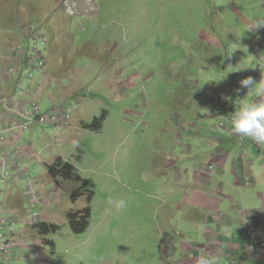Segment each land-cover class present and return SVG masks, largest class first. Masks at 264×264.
Listing matches in <instances>:
<instances>
[{"label": "rangeland", "instance_id": "1", "mask_svg": "<svg viewBox=\"0 0 264 264\" xmlns=\"http://www.w3.org/2000/svg\"><path fill=\"white\" fill-rule=\"evenodd\" d=\"M254 16L264 17V0H0V82L6 74L7 49L18 41L26 46L29 57L38 49L49 58L47 77H52V88L58 87L54 79L66 76L64 86H70L63 93L80 88L88 98V104L81 107L77 103L81 94L54 103V107L73 103L76 108L69 124L61 129L32 122L21 135L19 151L25 157L20 171L29 169L25 176L20 173L14 177L11 172L7 182L0 171V187L7 189V194L16 181L14 196L28 191L30 182L37 179L44 196L53 195L49 209L44 212L37 206L31 210L26 198L20 207L28 210L27 215L35 212L38 221L43 219L40 223L61 227L37 241L38 247L43 246L41 253L35 252L37 261L29 260L26 249L14 248L12 264H197V257L205 254L216 255L220 264L247 263L232 255L228 258L227 246L213 249L212 242L192 229L190 224L195 221L187 222L188 217H184L188 200L183 198L179 204L183 185L175 179H167L165 184L164 174L172 166L158 167L163 161L160 154L169 150L184 167L191 168L194 162L199 166L206 149L202 142L220 136L224 130L218 127L208 137L194 136L201 146L190 143L186 149L178 144L184 134L177 122L181 127L194 120L206 126L213 124L210 117L216 98L221 97L229 106L232 98L239 106L237 95L241 91L245 99H259L246 97L247 89L240 84L249 76L257 82L264 78L260 77L264 66L258 67L254 58L264 55V28L241 38L238 35V29ZM38 33L47 40V48L40 46V40L36 42ZM221 41L228 46L221 48ZM33 66V72L21 68V76L13 78L20 85L10 86L15 92L2 91L5 99L11 94L19 97L20 87L37 95L36 87L43 86L45 79L38 70V59ZM238 68L246 70L236 71ZM31 74L35 75L32 80L28 77ZM48 94L46 89L44 97L37 96L42 115L52 107ZM8 119L9 127L11 119L20 117L9 113ZM217 123L215 120L212 127ZM102 124L103 132L90 130ZM175 133L180 134L177 139ZM214 141L225 143L219 145L221 156L227 151L231 155H226V162L210 178L197 182L199 185L202 181L205 188L210 185L211 190L225 194L234 191L233 185L251 187V179L235 184L231 170L238 171L240 161L255 158L249 165L255 186H264V144L235 142L226 134ZM197 148L193 162L192 152ZM245 149L249 154L240 158ZM8 152L13 155L12 150ZM250 152H261V158ZM59 158L90 183L89 191L94 193L91 202L90 192L77 201L71 199V191L81 185L56 188L48 172ZM168 186L174 191L169 193ZM59 195L62 200L55 204ZM90 207L88 230L79 233L68 218L77 214L81 219L89 214ZM195 211L198 209L189 207L187 216ZM32 234L29 232L28 239H39L36 232ZM242 238L246 247L247 239ZM200 244L205 247L203 251L197 247ZM189 250L188 256L183 253Z\"/></svg>", "mask_w": 264, "mask_h": 264}, {"label": "crops", "instance_id": "2", "mask_svg": "<svg viewBox=\"0 0 264 264\" xmlns=\"http://www.w3.org/2000/svg\"><path fill=\"white\" fill-rule=\"evenodd\" d=\"M65 77L66 76L62 77L60 80L53 78L55 81L58 82L57 90L52 88V84L50 83L51 80L49 78H48V80H46L47 78L46 79L43 78V79H45L44 85L43 86L39 85L38 87H36L35 93L37 95L34 96L28 92H25L24 95H30V96H34V97H36V96L44 97L45 93H46V89H48L49 94L47 97H48V99L51 103V106H52L50 111H52L53 108L55 109V107H54L55 102L60 101L62 103L64 101H67L68 98L75 99V97L78 94H81V97L78 100V104H79L78 106L81 107L82 104H88V102H87L88 98H86V96H85L86 92L84 90H81L80 88H79V91H78V89H76V90L72 89L70 91V93H63V91L70 86V84L68 85V87L64 86L63 78H65ZM260 77H264V75H260ZM15 83L16 82L14 80H8L4 77V79L1 80V82H0V89H1V91H9L8 93H10L11 91H15L14 88H13V90H11V88H10V86L12 84H15ZM6 85L8 87H6ZM58 88H60V89H58ZM54 96H56L58 99H55ZM91 96H95V95L91 94L90 97ZM50 111H48V112H50ZM74 122L76 123L77 121L75 120ZM81 122L84 124L83 120ZM85 122L87 123V117H86ZM77 130L79 131V128ZM103 130H104V128H103ZM103 130L101 132H103ZM234 139H236V138H234ZM184 142L186 143L184 145V147L186 149H188L189 143L187 142V140H184ZM218 143H219L218 141L215 142L213 140H209V142L204 146L206 149L201 153L202 158L204 159V162L202 164L207 163L210 159H212L214 157H217L216 161H217V164L219 166L223 165L226 162L225 157H222V156L218 157V155L222 152L219 149ZM191 144L194 145L195 143L191 142ZM233 145H236V144H233ZM8 149H10V148H8ZM198 149L199 148L194 149V151L192 152L191 157H192L193 162L195 161V159L197 157L196 152L198 151ZM248 151H250V150L245 149L238 156L240 158H243V157H245V155L249 154ZM171 153L172 152L169 150V151L164 152L162 155L160 154V156L163 157V161H162V165H160V167H158V168L167 169L165 167L166 162L177 156V155H171ZM251 153L255 154V152H250V154ZM226 154L231 155L230 152H228V151ZM255 155L257 158L258 157L261 158V152H258ZM255 160H256L255 158H252V160L247 159L245 161H240L238 163V171H236L234 169L231 170V176L234 174L235 176H237L238 180H240V181L249 177L253 182V185L251 187L242 188L240 186H234L233 185V186H230V187L234 188L233 192L228 193V194L226 193V195H218V196H223L224 198L228 199L229 201L234 200L233 197L229 196V195H233L237 202L242 203V209H241V211H239V217H234V218L230 217V216L235 215L234 211L229 209L228 204L225 203L224 201H222L221 199H219L217 195L216 196L218 199L213 196V193H212L213 189L211 190L209 184H208L209 187L205 188L202 181H201L200 185H199V183H197L200 180H202L203 178H207V177H204L200 174L201 167L198 166L196 168V172H194L192 175V177H195L196 175H198L197 179L195 180L194 178L191 177V174H192L191 170L195 169V167L197 165L195 162H194L193 167H191V168L185 167L187 169L186 172L188 175H186V173H185V175L182 174L179 178L178 170L172 169V168H171L170 172H169V170H167L166 173L164 174L166 177L165 182H164L165 184H166L167 179H172V180L175 179L177 181H180L181 186L183 185L182 186L183 187L182 196L180 198L179 204H181V201L183 198H185V200H188V201H186L187 202V204H186L187 208L185 209L184 217H188V218H186L187 222H189L191 219H193L195 221L194 223L190 224L193 226L192 229L196 230L199 235H204L205 239L208 242H212L211 247H213V249H219V248H222L223 246H227V251H226L227 256L232 255V258L246 260L247 263H242V264H264V263H262V261L264 262V253L262 255H260L261 259L254 258L253 256H252L253 257V259H252L250 253L246 250L245 240L242 238V237H244L245 239H247L248 235L239 231V229L242 227L243 221H246V224L251 228L252 234L264 239V232H261V231H264V186L262 187L260 184L257 187L255 186V179L253 177L254 175H253L252 169L249 167V165H251ZM23 163H24V161H23ZM180 164L183 166L182 162H180ZM174 172H175V174H174ZM182 176H184V177H182ZM190 182L192 185L190 184ZM67 186L68 185H65L63 188H67ZM15 189H16V181L14 184H11V187L8 189L9 194H7L5 192V195L3 196L4 205L7 208H14L15 206H19V208L22 211H26V209H24L23 207H20L22 202H24L25 198L27 199L26 191L21 190V194L19 192H17V194H15V196H14L13 193L15 192ZM166 189L169 193L174 191L169 186L166 187ZM41 190L42 189L40 187L39 192L41 195V199L43 201L44 200L49 201L53 195L50 194L49 198H46L44 196V192L43 191L41 192ZM188 190H190V194H189ZM6 191H7V189H6ZM184 192H188V193L184 194ZM191 192H194V193H191ZM183 194H184V196H183ZM57 203H59V202H55V204H57ZM189 207L190 208H196V209H198V211H195L193 215L187 216L189 214ZM220 207L225 208V209L224 208L222 209V213L220 216H226L228 219L221 221V223L218 225L217 222H215L213 219L210 218L209 212L215 215L214 216L215 219H218V217H219L218 211H219ZM40 208H43L44 212L49 209V207H46V206L40 207ZM236 208H239V206H236ZM217 209H218V211H217ZM202 210H203V212H202ZM58 219H59V217H58ZM54 222H55V220H54ZM196 222H198L199 225H201V227H198ZM237 229H238V232H237ZM29 232H30V235L33 236L32 233H34L36 231L35 230H28L27 231L28 235H29ZM31 239H33V238H31ZM42 247L39 249H35L34 251L38 253L42 249ZM197 247L198 248L201 247L202 251L205 248L204 245H202V244L197 245ZM190 251L191 250L183 251V253L188 256ZM42 252L44 253V251H42ZM192 252H194L196 255L199 254L197 250H193ZM39 253H41V252H39ZM45 254H46V252H45ZM44 260H46V257ZM184 261H185V263L188 262L187 260H184ZM188 263H190V262H188Z\"/></svg>", "mask_w": 264, "mask_h": 264}, {"label": "built area", "instance_id": "3", "mask_svg": "<svg viewBox=\"0 0 264 264\" xmlns=\"http://www.w3.org/2000/svg\"><path fill=\"white\" fill-rule=\"evenodd\" d=\"M29 34H31V31ZM35 40L36 42L40 40V46L47 48V40L40 33L35 36ZM36 59L39 60L38 70L42 73L41 76L46 79L47 72L45 70L48 66V58L42 52L38 51V49H35L34 56L29 57L26 53V46L17 41L11 50L7 49L4 63V70H6L5 78L13 80L14 77H20L21 75L18 74L22 67H25L27 71L33 72L35 68L33 63ZM28 77L32 80L35 78V75L31 74ZM22 85L23 82L21 83ZM25 92L23 87H20L19 97L16 94H11L6 99L5 96L7 95L2 91L0 92V171L3 172L2 178L7 182L11 177V172L15 174L14 177H18L20 173L21 176H25L29 172V169L24 172L20 171L24 161V154L19 151V147L21 146V135L31 128V123L37 122L41 125L49 124L60 128L74 114L73 105L67 104L55 107L52 111L42 115L40 100L37 96L24 95ZM22 95L24 96L21 97ZM226 104V102L218 103L221 108H227ZM9 113L18 115L20 119H11L8 127ZM12 127H15V130ZM8 148L12 150V156L8 152ZM10 169L11 171H9ZM40 187H42L41 183L37 184V179H34L29 184V190L26 191L31 210L36 209L37 206L50 207L51 205L49 201H43L41 199ZM5 192L6 190H2L0 187V264H12L10 255L14 248L26 249L29 253V260L36 261L38 257L35 256L34 250L41 248V246L38 247V240L28 239L27 231L34 230L35 227L42 224L40 222H43V219L38 221L35 217V212L27 215L28 210L22 211L20 208L5 207L3 200ZM60 200H62V197L59 195L55 199V202H60ZM18 225L21 228H18ZM250 249L254 254L260 253L264 250V242L252 239L250 241Z\"/></svg>", "mask_w": 264, "mask_h": 264}, {"label": "clouds", "instance_id": "4", "mask_svg": "<svg viewBox=\"0 0 264 264\" xmlns=\"http://www.w3.org/2000/svg\"><path fill=\"white\" fill-rule=\"evenodd\" d=\"M65 11L67 13L66 9H65ZM68 14H72V13L68 12ZM261 28H264V17H255L254 16L249 20V22L247 24H245L242 28L238 29L239 38L244 36L245 33H254L255 31H257L258 29H261ZM30 31L32 33L34 32V30H32V29H30ZM254 58H255V62H256L258 67L264 66V55H260L258 58H256V57H254ZM49 64H50V61L48 58V66H49ZM48 66H47V68H48ZM47 68H46L45 72H47ZM243 70H246V68H238L236 71H243ZM229 73H231V72H229ZM48 78L50 80H52L51 76L47 77V80H48ZM13 80L16 82L15 84H13L14 86L20 85L19 80H17V79H13ZM240 84H241L242 88L247 89V96L246 97L250 96V97L259 98V99L258 100L257 99H245L243 96V91H241L240 95H237V97H239V99H240L239 102H241L239 104V106L236 105L237 99L232 98V104H231V106L226 104L227 108L219 107V105H218L219 102L224 103L222 101L221 97L214 99V108H212V110H211V117H210V120L214 121L213 124L208 123V125L206 126L205 123H200V122L197 123L194 120L191 123L187 122L186 124H184L183 127H181L179 125V122H177V126L180 128L181 132L184 134V136H182L181 140L178 138V140H179L178 144L180 147H184V145L186 144L184 142V140H187V142L189 144L192 141H194V143H198L200 145V143L198 141H195L196 137H194V136L201 135L203 138L208 137L212 134V132H215V129L218 127L224 128V130H222L223 133L220 134V136L214 135L212 137L213 141L220 139V137L222 135L226 134L227 136H229L233 139L236 138L235 142L237 139H239V140H249V141L256 143V144H264V78H261L257 82L253 77L249 76V77L241 80ZM77 103H78V101H77ZM70 104L73 105L74 114H75L76 108H75L73 103H70ZM235 108H236V110H235ZM97 119H99V118H97ZM97 119H95V120H97ZM215 120H218V123L216 126L212 127L215 124ZM69 122H70V120L65 125H67ZM65 125H63L62 127H64ZM103 125L104 124H102V129L100 131H92V130L91 131L94 133L101 132L103 130ZM62 127L56 128V129L58 130V129H61ZM183 128L186 131L182 130ZM175 135H176L175 139H177V137L180 136V134H178V133H175ZM200 141H202V139ZM208 142L209 141L202 142V145L205 146ZM221 143H224V142H219L218 145H220ZM226 155L227 154H224V156H222V157L226 158ZM218 157H221V154H219ZM216 158L217 157H214V158L210 159L207 163L199 165V167H201L200 174L202 176L207 177V178L211 177L212 172L219 166L217 164ZM168 166L175 167L178 170L179 178L182 174L183 175H185V173L187 174V172H186L187 169L185 167H183L180 164V162H178L177 157H174V158L170 159L169 161H167L165 164V167H168ZM197 167L198 166L196 165L195 169L191 170L192 175L194 172H196ZM179 171H181V172H179ZM239 181L240 180H238L237 176H235V184H238ZM247 181H250L249 177L243 179L244 184L247 183ZM55 192H57V191L55 190ZM212 193H213V196L215 198H217L218 195H226L223 191H220L219 189H213ZM229 196L233 197L234 200L229 201L228 199L224 198L223 196H218V198L221 199L222 201H226L229 209L234 211L235 215L230 216V217H233V218L239 217V211H241V209H242V203L237 202L233 195H229ZM236 206H239V208H236ZM217 211H218V209H217ZM220 215H221V213L219 214L218 221H217V219L214 218V216H215L214 214H212V213L209 214L210 218L213 219L215 222H217L218 225L221 223L222 220L228 219L226 216H220ZM239 231L248 235L247 242H246V250L250 253L251 256L256 258V257H258L264 253V250L258 254H254L251 251L250 241L252 239H255L259 242H264V239H262L256 235H253L251 228L246 224V221H243L242 227L239 229ZM40 239L41 238L39 237V239H37V240H40ZM227 257L229 258V255ZM197 264H220V260L216 255L205 254V255H201L198 257Z\"/></svg>", "mask_w": 264, "mask_h": 264}, {"label": "trees", "instance_id": "5", "mask_svg": "<svg viewBox=\"0 0 264 264\" xmlns=\"http://www.w3.org/2000/svg\"><path fill=\"white\" fill-rule=\"evenodd\" d=\"M228 43L226 41H221V48L227 47ZM106 113V112H105ZM99 120V119H97ZM95 120V121H97ZM84 125V124H83ZM85 127H91L90 125H87ZM102 129L101 126H96L90 128L92 131H100ZM236 146V145H235ZM240 149L238 148V151ZM75 168L71 167L69 164L65 163L63 158H59L55 163L49 168L48 177L52 179V182L55 183L56 187L63 188L65 185H68L70 183H73L75 186L81 185L76 190L71 191V199L73 201H77L81 196H83V193L90 192V183L87 181H84L74 173ZM61 179V180H60ZM63 180V181H62ZM89 200L92 201L91 197L94 195L93 192H90ZM89 214H85V216L81 217V219L78 217L77 214H71L68 218L73 228L78 231L79 233H84L88 230L89 221L88 218L91 215V207L89 208ZM79 227H82V229H79ZM60 226L57 224H50V223H42L35 227V230L38 234V236L42 239H44V236H48L52 233H57L60 230ZM46 242V241H45ZM50 246L54 247V242L50 241Z\"/></svg>", "mask_w": 264, "mask_h": 264}]
</instances>
